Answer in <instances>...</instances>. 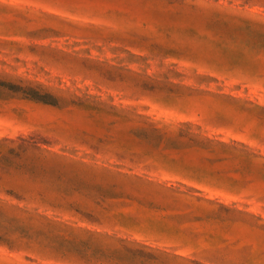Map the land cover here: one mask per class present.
Listing matches in <instances>:
<instances>
[{
    "label": "rangeland",
    "instance_id": "1",
    "mask_svg": "<svg viewBox=\"0 0 264 264\" xmlns=\"http://www.w3.org/2000/svg\"><path fill=\"white\" fill-rule=\"evenodd\" d=\"M0 264H264V0H0Z\"/></svg>",
    "mask_w": 264,
    "mask_h": 264
}]
</instances>
